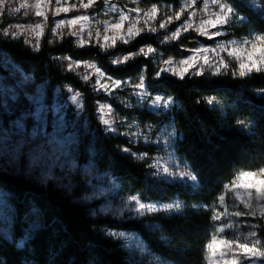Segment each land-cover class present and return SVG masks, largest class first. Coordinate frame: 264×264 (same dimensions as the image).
Here are the masks:
<instances>
[{
	"label": "trees",
	"instance_id": "1",
	"mask_svg": "<svg viewBox=\"0 0 264 264\" xmlns=\"http://www.w3.org/2000/svg\"><path fill=\"white\" fill-rule=\"evenodd\" d=\"M165 1L177 5V0ZM236 8L239 21L224 27L223 39H241L250 32L264 33V15L245 6L242 0H227ZM101 6L100 2L94 4ZM188 33L174 42L163 44L157 35L142 34L126 45L109 51L99 46H75L72 38L52 40L45 35L37 51L22 40L5 41L0 37V60L6 55L25 74L46 82V94L68 86L82 95L87 131L77 147V161L92 160L101 172L117 183L121 192L145 202L178 201V212H157L140 220H117L110 216H93L98 203L81 201V192H66L53 182L40 183L23 173L0 171V192L13 206L11 240L0 236L2 264H139L129 259L122 244L106 235L105 229L135 234L159 264H207L205 245L213 225L212 207L222 212L217 197L223 186L241 170L264 166V72L250 76L188 75L184 79L156 78L157 67L150 59L137 57L114 66L113 57L136 53L144 47L158 51L162 59L179 58L197 41ZM49 41H52L51 43ZM70 57V60L63 59ZM94 62L105 74L117 79L136 81L144 75L152 95L171 98L166 112H150L135 106H120L114 98L97 94L66 66L70 62ZM214 98V103H207ZM108 102L120 117L135 121L153 131L170 125L174 131L173 150L186 171L196 177L193 183L166 182L151 174L149 161L157 150L153 145L133 143L127 137L108 135L98 117V103ZM243 120L248 127L237 124ZM131 153L147 155L136 159ZM38 221V228L30 225ZM233 233L245 228L241 222ZM233 233L226 232L231 239ZM257 236L264 243V231ZM21 242H23L21 246Z\"/></svg>",
	"mask_w": 264,
	"mask_h": 264
},
{
	"label": "snow or ice",
	"instance_id": "2",
	"mask_svg": "<svg viewBox=\"0 0 264 264\" xmlns=\"http://www.w3.org/2000/svg\"><path fill=\"white\" fill-rule=\"evenodd\" d=\"M51 2L52 0H37L35 7L39 9L41 3L50 4ZM94 2L95 0H88V3H84L83 0H81V6L87 9L91 7ZM262 2H264V0H262ZM56 3L59 4L60 0H56ZM193 3H195V0H184L182 11L191 7ZM210 4L215 6L217 11L208 13V18L202 19L200 24L195 27L191 21V17L194 13H189V19L177 26L175 31L166 35L164 37V41L176 40L180 38L183 32H187L190 28H194L200 36H206L209 39H213L222 35L220 29L224 25H231L234 17L243 22L244 18L237 16L236 8L227 3V0H210ZM7 5L8 0H0V11H6ZM27 6L28 5L25 3L21 5V8ZM252 6H257L255 0H253ZM208 8L209 4L205 3L204 7L200 11L207 12ZM12 10L19 11L20 9L14 8ZM69 10L70 9L67 7H61L54 9L53 14L59 15L60 12H68ZM109 10L112 12L119 11L115 5H111ZM260 10L264 11V9ZM133 11L139 10L134 9ZM156 13L157 7L153 6L150 12L144 13V16L155 19ZM36 15L43 16L44 13L42 11H37ZM175 18L180 20L181 12H176ZM87 19V16H81L67 21L59 20L56 22L55 27L51 29V32L53 36L56 37L58 29L68 25L70 34L72 36L80 37L77 43L79 46L83 47L88 43V41L82 37V33L84 31L83 28L81 27L78 31H71V26L77 25L80 20ZM128 19V15L121 13L119 16L120 23H113L108 25V27L120 29L123 27V21ZM171 19L172 18L169 17L168 20L160 23L159 28L166 29L168 24L171 23ZM136 22L139 23V20ZM144 23L149 32L157 31V28L155 26H149L147 21ZM133 27H135L134 24L128 28L127 32H123L118 36L112 37L110 45L107 44L110 38L105 35L103 39L106 43L100 44V47L103 49L106 46H115L117 40L128 43L134 36L139 35L143 31V29H137L136 32H133ZM210 29H216V31H210ZM32 32L36 37L33 47L38 49L40 46V37L43 35L42 24L37 23L34 28H32ZM2 34L5 38L10 37L16 39L21 35V32H9L7 29H4ZM88 35L91 36L92 34L88 33ZM96 35L99 36V33L97 32ZM25 42L31 43V41L27 39ZM49 42L51 43L52 41ZM154 51L155 49L152 47H148L147 51H145L144 48H141L139 52L130 53L122 59L113 60L112 63L122 64L134 56L141 54L147 55L148 53H152ZM190 51L192 55L181 59L178 62L171 59L163 61L165 66L156 73V76L160 77L162 73L170 72L173 76H178L180 79H184L185 76L191 74L202 75L205 70H211L214 75H220L228 70L231 60H235L238 64L237 70L232 72L233 76L238 75L239 77H246L250 76L253 72H264V33L250 32L248 37H243L239 40H219L216 42L214 47L209 48L202 46L200 48L191 49ZM221 53H227V59L225 56L221 55ZM201 55L203 57L202 61ZM63 59L70 60L71 58L64 57ZM88 66L90 65H86V67ZM68 68L72 70L73 63H69ZM10 75L15 81L13 86L9 87L7 82L0 81V98L4 101L3 108H8L7 100L9 98L15 101L21 96L27 98L30 107L29 110L20 113L17 119L12 121L10 127L0 126V160H2L5 165H14L20 160L22 152L27 150V155L30 161L29 166L31 169H40V179L42 182H47L48 180L60 181L59 177H54L52 175V168L54 166H59L61 169L65 170L63 176L67 183H64L63 187L66 190L71 191L73 187L72 173L77 171V165L73 159V152L77 139L75 127L69 129V125L63 115V107L59 101H56L51 105L46 103L44 96V84L35 83L31 76L25 75L16 68H13ZM97 76L103 77L104 73L97 69ZM81 78L85 81L89 80L88 75H84ZM139 80L140 82L133 86L135 95L140 98L138 103L141 100L148 102L149 96L143 81V76H141ZM95 83L96 85H99V88L96 89L97 91L103 90L105 92H111L113 87L118 89L125 82L112 80L111 86H109L108 84H101L100 80L97 79ZM25 89L32 91V94L28 95V91ZM70 99L72 103L77 105V108H79L81 100L80 94L73 93L70 96ZM150 99L151 107L154 111L159 110L161 107L167 108L171 104V98L166 100L157 96ZM207 103H214V98H208ZM98 111L100 114L99 119L105 125L106 131L115 132L116 129L113 126L115 121L111 118V106L100 105ZM49 114L54 117L57 128L56 133L51 136L46 130V117ZM25 120L35 121V127L32 128L31 132L26 131L24 126ZM237 124L245 128L248 127L243 120H238ZM65 131L68 132L67 136L63 135ZM121 134L123 135L124 133ZM173 135L174 133L167 134L169 139ZM57 136L61 138L57 139ZM165 146L170 147L171 145L165 141ZM123 151L128 152L136 159H143L147 155L146 153H131L129 148H124ZM148 167L149 169H155L152 173L153 176L163 180H168L170 177L173 179L180 178L192 181L196 180V177L186 171V166L182 164L166 162V164L162 165L157 160L154 161V163L149 164ZM93 168L94 165L90 161L83 169L85 182L92 188V196L84 197L85 200L92 199L96 196H103L105 194L103 188H97L96 184H93V180L99 182L105 180L106 177L94 176ZM173 169H175V171H173ZM246 179H250L252 182L248 185H244L242 182ZM226 196L232 198L233 208L236 206V201H239L243 204L244 208L250 210L247 215L255 216L256 210L259 209L261 217L264 218V166L254 170H241L236 173L229 183L224 184L223 191L217 197L218 203L224 204ZM181 206L182 205L179 202L163 205L146 204L136 196H128L121 199L118 207L113 208L111 205H107L93 211L92 215L97 216L100 214H110L118 218H123L126 214H130L138 217L161 210L169 211L172 209H179ZM211 210V219L214 222H220V224L219 226H216V224L213 225L211 238L205 245V260L208 261V264H219L220 261H223V264H245V261H247L248 264H256V259L264 257V250H262L261 241L259 239H249V237H254L256 235L255 232H250L248 237L241 238L240 236H236L234 239H225L222 233L225 228H232L233 225L231 223L224 222L222 218L228 216L229 213L227 211L218 212L216 207H212ZM232 214L235 216L245 215L242 211H235ZM104 231L106 235L121 241H132V237L124 232H116L109 229H105ZM22 244L23 242H21V246ZM130 249L133 253L139 252L142 257L147 252L144 245L138 242H132ZM140 264H143V260H141ZM150 264H159V262L153 258V260L150 261Z\"/></svg>",
	"mask_w": 264,
	"mask_h": 264
},
{
	"label": "rangeland",
	"instance_id": "3",
	"mask_svg": "<svg viewBox=\"0 0 264 264\" xmlns=\"http://www.w3.org/2000/svg\"><path fill=\"white\" fill-rule=\"evenodd\" d=\"M242 1L245 6L249 7L250 9L254 11H261L260 9H264V2H262V0H255V3L257 5L256 7L252 6L253 0H242ZM83 2L88 3V0H83ZM97 2H100L101 6L95 7L94 4ZM25 3L28 6L21 8V5ZM36 3H37V0H8L7 10L0 11V37L4 39L5 41L22 40L33 51H37V49L33 47V45L35 44L36 37L34 36L32 32V28H34V26L37 23H40L42 24V27H43V35L40 37V42L45 35H48L52 40H59L63 37H70L72 38L75 46L78 48H86L90 45L100 47V44L106 43L103 39L105 35L109 36L110 39L107 42V44L110 45L112 37L118 36L123 32H127L128 28L134 24L135 27L132 28L133 32H136L137 29H143V31L139 35H142V34L157 35L163 44H168V43L176 41L177 39L170 40V41H164V37L166 35H169L172 31H175V28L179 26L180 24L184 23L185 20H188L189 13H194V15L191 17V21H192L193 26L195 27L196 25L200 24L202 19L208 18V13L217 11V8L210 4V0H195V3H193L191 7L187 8L184 11H182V5L184 3V0H177L176 6L172 5L171 3L165 2V1L152 3L151 0H95L92 6L87 9L81 6V0H60L59 4L56 3V0H52L50 4L41 3V6L39 9L35 7ZM205 3L209 4L208 11L201 12L200 10L204 7ZM111 5H115V7L119 9V11L118 12L110 11L109 8ZM153 6L157 7L156 18L151 19L150 17L144 16V13L150 12ZM61 7H67L70 10L68 12H60L59 15H54L53 10L57 8H61ZM14 8H19L20 10L13 11L12 9ZM134 9H138L139 11H133ZM37 11H42L44 15L37 16L36 15ZM176 12H181L180 20H177L175 18ZM121 13L129 16L128 20L123 21V27L120 29L108 27V25H111L113 23H120L119 16ZM262 14L264 15V11H262ZM81 16H87L88 19L80 20L77 23V25L71 26V31H78L81 27L83 28L84 31L82 33V37L83 39L88 41V43L85 44L83 47L79 46L77 43L80 37L72 36L70 34L68 25H65L61 27L60 29H58L57 36L56 37L53 36L51 29L55 27L57 21L59 20L67 21V20H71V19L81 17ZM169 17H171L172 19H171V23L168 24V27L166 29L159 28V24L168 20ZM137 20H139V23L136 22ZM145 21H147L149 26H155L157 28V31L149 32L147 27H145V23H144ZM239 21L240 20L234 17L232 20V23H236ZM225 26L227 25H224L220 29L222 35L219 37H215L213 39H209L206 36L198 35L197 31H195L194 28H190L187 32H183L180 38L188 33H193L197 38H199L200 40L197 41L196 45L191 49L200 48L202 46L209 47V48L214 47L216 42L219 40H223V41L239 40V39H229V40L223 39L222 37L224 35ZM4 29H7L9 32L20 31L21 35L16 39H13L10 37L5 38L2 34ZM210 31H216V29H210ZM97 32L99 33V36L96 35ZM88 33H91L92 35L89 36ZM139 35L134 36L130 41H132L134 38L138 37ZM26 39L31 41V43H26L25 42ZM126 44L127 43H124L121 40H117L115 46L126 45ZM115 46H106L103 49L101 47L100 48L101 50L105 52V51L111 50ZM147 48L148 47H144L145 51H147ZM191 49H189L184 56L179 57V58L162 59L160 53L155 50L154 52L148 53L147 55L141 54V55L134 56L128 61H132L136 59L137 57L148 58L157 67L156 69V73H157L162 67L165 66L163 61L171 59L175 62H178L181 59L187 58L188 56L192 55L190 51ZM127 55L129 54L117 55L112 58L111 63L113 60L122 59L124 56H127ZM221 55L225 56V58L227 59V53H221ZM202 59L203 57L201 55V61ZM70 63H73V69L70 70L68 68V65H69L68 64L66 66V69L69 72H72L81 81L88 84L93 89V91L96 92L97 94H102L108 98L109 97L114 98L115 101L120 106H123V107L135 106L139 109L144 108L153 113H156L158 111L166 112L172 106V102H171V104L167 108L161 107L159 110H155V111L152 109L150 98H154L157 96L162 97L166 100L169 98L163 97L162 95H159V94L152 95L150 91L148 90V88L146 87L144 75H141V76H143V81H144L149 99H148V102H144L143 100H141L138 103V100H140V98L137 95H135V90L133 86L140 82L139 78L141 76H139L136 81H131L130 79L117 80L105 74L94 62L77 61V62H70ZM123 64L124 63L113 64V65L118 66V65H123ZM86 65H90V66L86 67ZM13 68L19 69L21 72H23L6 55H2L1 60H0V81L7 82L9 87L13 86L15 83V81L12 79L10 75V73L13 71ZM237 68H238L237 62L235 60H231L227 71L233 72L237 70ZM97 69L100 72L104 73L103 77L97 76ZM203 74H213V72L211 70H205ZM25 75L31 76L28 74H25ZM84 75H88L89 80L85 81L84 79H82L81 77ZM191 75H194V74H191ZM163 76L179 78L178 76H173L170 72L162 73L160 77H163ZM160 77L156 76V78H160ZM97 79L100 80L101 84H108L109 86H111L112 80L122 81L125 83H123L118 89L113 87L111 92H105L103 90L97 91L96 89L99 88V85H96L95 83ZM32 80L35 83H42L45 85L44 96H45L46 103L48 105H51L54 102L59 101L63 107V115L65 117L67 124L69 125V129L75 127V131L77 133V139H76V144H75V148L73 152V159L75 160V163L77 165V171L72 173V185H73L72 190L68 191L63 187V184L67 183V181L64 180V176H63V173L65 172V170L61 169L59 166H54L52 168V175L54 177H59L60 181L48 180L47 182H42V180L40 179V169L39 168L31 169L29 166L30 161L27 155V150H24L22 152L20 160L14 165H5L2 162V160H0V171H4L8 173H23L24 175L30 178H33L34 180L40 183H43V184L48 183V182H53L57 187L61 188L62 190L66 192H72L74 190H79L81 192V197H80L81 201L86 204H89L92 202L98 203L97 210L107 205H111L113 208L118 207L120 205V201L122 198H126L131 195H127L121 192L115 180H113L107 173L99 171L92 160L90 161L94 165L93 175L106 177L105 180H102L99 182H97L96 180H93V184H96L97 188H103L105 191V194L103 196H96L88 200L84 199V197L86 196H89V197L92 196V188L85 182V177L83 173V169L87 166V164L90 161H88L85 164H79L77 161V147H78L81 135L87 131V127H88L86 119L83 115L84 105H83L82 95L78 91L68 86H65L62 88H56L51 96H47L46 94L47 83L36 81L33 77H32ZM25 90L28 91L27 89ZM69 90H72V91H69ZM73 93L80 94L81 100H80L79 108H77V105L73 104L70 99V96ZM31 94H32V91H28V95H31ZM3 103H4L3 99L0 98V126H4V127H10L12 121L17 119L20 113L29 110V107H30V104L27 101V98L23 96H21L15 101L9 98L7 100V103H8L7 109L3 108ZM100 105H110V104L108 102H101V103H98V106H97V117L106 134L127 137L133 143L140 142L144 145L155 146L157 153L151 159H148L149 164H152L154 163V161H157V160L162 165L166 164V162L181 164L173 150L174 135L171 136L170 139L167 136V134L174 133L170 125L163 126L155 132L151 129V127L147 126L143 128L139 126L135 121L126 120L120 117L119 115H117L114 108L110 105L112 109L111 118L115 121L113 126L115 127L116 131L108 132L106 131L105 125L99 119L100 114H99L98 109ZM46 120H47L46 130L48 134L50 136L54 135L57 131L56 122H55L54 117L51 114H49L46 117ZM24 126L27 132H31L32 128L35 127V121L25 120ZM121 133H124V134L122 135ZM63 135L67 136L68 132L65 131ZM60 138L61 137L57 136V139H60ZM165 141H167V143L170 144L171 146L166 147ZM150 170H151V174L153 173V171H155V169H150ZM173 171H175V169H173ZM164 181L193 183L192 180L180 179V178L173 179L171 177L168 178V180H164ZM251 182L252 181L250 179H246L242 183L244 185H248ZM142 202L146 204L163 205V204H168V203H173V202H178V201H173V202H168V203H156V202H145V201H142ZM220 205L222 208V212L227 211L229 213L228 216H225L222 218L224 222L231 223L233 226L235 223L241 222V226H243L246 230L245 232L238 231L234 235L233 227L225 228L224 232L222 233L223 237L226 232L233 233L234 237H232L231 239H234L236 236H240L241 238L248 237L250 232H255L256 235L254 237H249V239L250 240L259 239L262 244V250H264V243L257 236L258 228H261V230L264 231V218L261 217L260 210L259 209L256 210L255 216L247 215V213L250 210L247 208H244L243 204H241L239 201H236V206L235 208H233L232 198L229 196H226L225 203L220 204ZM180 208L172 209L169 211L161 210L157 212L173 213V212H178ZM235 211H242L243 213H245V215L235 216L232 214ZM157 212L148 213L145 215H151ZM13 214H14L13 206L8 201L7 195L3 192H0V236L6 240H11V227L13 223ZM100 215L110 216L117 220H129V219L140 220L144 218L145 216L143 215V216L137 217L134 215L126 214L123 218H118L110 214H100ZM219 224L220 222H218L217 226H219ZM38 226H39L38 221L35 220L30 225V230H34L38 228ZM116 232H121V231H116ZM124 233L132 237V241H121L113 237L112 239L118 240L122 244L130 260L136 263H139V264L141 260H143V264H150V261H152L154 257L148 252V250L142 257L139 252L133 253L130 249V245L132 242H138V243L143 244L140 238H138L133 233H128V232H124ZM225 239H228V238H225ZM206 263L208 264V261H206ZM219 264H223V261H220ZM245 264H248V262L245 261ZM256 264H264V257L256 259Z\"/></svg>",
	"mask_w": 264,
	"mask_h": 264
}]
</instances>
